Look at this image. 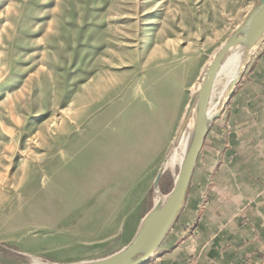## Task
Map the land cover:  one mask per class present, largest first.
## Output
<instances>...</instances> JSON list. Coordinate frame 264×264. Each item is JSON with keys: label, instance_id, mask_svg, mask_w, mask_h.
Returning <instances> with one entry per match:
<instances>
[{"label": "rangeland", "instance_id": "374dc122", "mask_svg": "<svg viewBox=\"0 0 264 264\" xmlns=\"http://www.w3.org/2000/svg\"><path fill=\"white\" fill-rule=\"evenodd\" d=\"M256 1L0 0V263L31 261L36 214L94 217L112 186L148 184L143 217L193 82Z\"/></svg>", "mask_w": 264, "mask_h": 264}, {"label": "crops", "instance_id": "0c3cea01", "mask_svg": "<svg viewBox=\"0 0 264 264\" xmlns=\"http://www.w3.org/2000/svg\"><path fill=\"white\" fill-rule=\"evenodd\" d=\"M106 191L98 198L106 210L91 218L36 214L33 248L20 244L23 251L72 263L122 248L138 228L148 184ZM8 223L2 227L24 226ZM147 264H264V43L208 130L183 208Z\"/></svg>", "mask_w": 264, "mask_h": 264}, {"label": "water", "instance_id": "95a60500", "mask_svg": "<svg viewBox=\"0 0 264 264\" xmlns=\"http://www.w3.org/2000/svg\"><path fill=\"white\" fill-rule=\"evenodd\" d=\"M263 43L264 0H257L247 11L243 20L209 55L202 66L190 89L189 101L172 145L154 178L152 184L153 203L141 218L136 232L126 245L104 257L72 263H60L22 254L29 257L31 261L17 264H147L183 208L197 157L208 130L213 121L219 117L244 70ZM236 54L241 57V67L229 84L224 99L217 105L214 112H209L216 75L224 63ZM184 134L186 139L178 170L174 175L172 187L163 194L159 189V183L166 169L167 156L178 145Z\"/></svg>", "mask_w": 264, "mask_h": 264}, {"label": "bare ground", "instance_id": "6f19581e", "mask_svg": "<svg viewBox=\"0 0 264 264\" xmlns=\"http://www.w3.org/2000/svg\"><path fill=\"white\" fill-rule=\"evenodd\" d=\"M240 67H241V57L240 55L236 54L232 56L229 60H227L224 63V65L219 69L214 82L213 93L209 104V112H214L217 105L224 99L228 91L229 84L231 83L232 79L236 76V72ZM185 139L186 137L184 134L181 137L178 145L168 155L165 163L166 168L168 167L172 168L175 165L179 164L184 150Z\"/></svg>", "mask_w": 264, "mask_h": 264}]
</instances>
